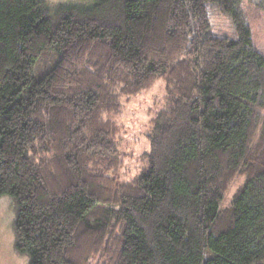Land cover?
<instances>
[{
    "label": "trees",
    "instance_id": "1",
    "mask_svg": "<svg viewBox=\"0 0 264 264\" xmlns=\"http://www.w3.org/2000/svg\"><path fill=\"white\" fill-rule=\"evenodd\" d=\"M240 4L0 0V197L29 264H264V54ZM159 80L122 177L120 116Z\"/></svg>",
    "mask_w": 264,
    "mask_h": 264
},
{
    "label": "rangeland",
    "instance_id": "2",
    "mask_svg": "<svg viewBox=\"0 0 264 264\" xmlns=\"http://www.w3.org/2000/svg\"><path fill=\"white\" fill-rule=\"evenodd\" d=\"M53 5L59 3L88 4L94 0H48ZM241 11L252 31L253 43L264 54V0H241ZM210 18L213 30L220 36L234 35L231 19L218 8L212 7ZM164 82L157 81L125 104L120 116L123 125L122 148L127 153L122 177H133L141 166V154L150 150L148 131L151 118L162 105ZM245 183V178L239 177L232 185L224 204L228 205L235 192ZM15 218L16 205L10 195L0 197V264H29L27 255L15 250Z\"/></svg>",
    "mask_w": 264,
    "mask_h": 264
}]
</instances>
